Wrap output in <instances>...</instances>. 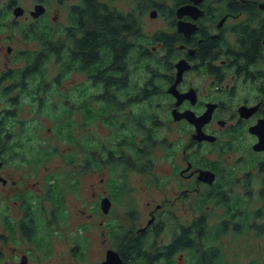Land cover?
Returning <instances> with one entry per match:
<instances>
[{
    "label": "flooded vegetation",
    "instance_id": "flooded-vegetation-1",
    "mask_svg": "<svg viewBox=\"0 0 264 264\" xmlns=\"http://www.w3.org/2000/svg\"><path fill=\"white\" fill-rule=\"evenodd\" d=\"M50 1L54 0H32L29 7L22 0H4L6 10L0 11L3 24L17 30L0 34V51L6 50L7 61L30 49L16 55V42L31 41L38 47L32 57L25 58L29 62L21 69L20 77L13 75L15 70L11 66L0 65V264H39L43 260L54 263L61 258L60 249L55 256L53 253L63 236L68 245L62 258L67 263L76 254V238L70 230L75 223L72 224L66 198L73 196L79 175L91 170L92 152L86 149L85 159L79 164L75 157L52 161L53 166L46 164L50 160L30 159L27 118L10 106L20 103L29 91V66L35 71L43 60L44 34L38 23L48 13ZM55 1L63 5L68 0ZM80 2L69 5L70 17L74 15L72 9L75 11L84 0ZM133 4L127 28L138 32L128 31L131 41L127 71L122 64V52L107 61L101 79H95L96 73L90 68L84 69L93 83H101L100 99L112 105V109L117 108V124L130 128L134 153L131 167L144 173L149 171L154 146L161 138L164 145H170L168 137L159 133L165 118L154 109L167 108L172 123L190 125L189 141L184 140L181 161L174 165V174L181 179L176 203L185 198L196 199L192 206L182 202L181 209L197 211L194 214L200 216V233L209 231L206 246L218 249L216 244L224 234L238 235L253 226L262 230L264 202L253 212L250 208L253 200H264V0H133ZM37 5H44L46 10L35 15ZM148 11L150 17L164 16L166 25L151 33L144 32L139 16ZM76 19L75 15L73 35L79 37L82 30L75 29ZM145 37L151 42L146 43ZM59 43L58 40L56 44ZM67 44L75 47L74 41ZM140 56L151 62L147 64L144 84L133 79ZM182 60L186 68L176 83L178 62ZM65 64L71 68L69 63ZM72 67L83 71L78 65ZM198 77L200 80H196ZM48 87L38 85L35 92L43 94ZM85 97L89 98L88 94ZM42 98L40 95L39 99ZM144 102H150L147 112L144 107L140 110ZM87 122L86 117L85 132ZM122 140L119 145L124 149V135ZM81 142L77 140L78 147H82ZM123 149L121 156L125 157ZM175 155L172 146L166 156L173 160ZM66 179L70 181L64 188ZM104 197L111 200L110 209L113 201L109 195L100 200L102 211L108 213L110 209L105 212L101 205ZM150 213L145 225L128 229L129 236L157 231L153 230L157 223L155 212L151 209ZM196 218L179 224L176 231ZM261 218L263 221L258 223ZM125 234L107 246L99 264L110 249L117 251L125 264ZM44 246L48 252H38Z\"/></svg>",
    "mask_w": 264,
    "mask_h": 264
},
{
    "label": "rangeland",
    "instance_id": "rangeland-1",
    "mask_svg": "<svg viewBox=\"0 0 264 264\" xmlns=\"http://www.w3.org/2000/svg\"><path fill=\"white\" fill-rule=\"evenodd\" d=\"M22 1L32 7V0ZM80 1L68 0L63 5H59L55 0L49 2L48 13L38 25L49 31L52 30L54 43L58 40L59 45L67 43L68 27L73 26L75 18V15L71 17L68 15L69 5L81 4ZM101 1L125 15L132 12L134 7L133 0ZM3 2L4 0H0V11L5 12L6 6L2 4ZM139 17L144 32L151 33L166 25L165 17L161 14L154 18L149 16L148 11ZM3 23L0 17V34L17 31ZM60 37H64V40ZM144 41L150 43L151 39L145 37ZM55 45L54 53L48 50L49 54L42 55L43 60L35 71L31 70L33 66H29L30 75L26 77L29 91L20 103L15 102L10 106L27 118V146L30 159L50 160L46 164L53 166L52 161L55 163L75 157L79 164L80 160L85 159L88 149L92 152V166L87 174L79 175L73 196L66 198L72 224L75 223V227L70 230L76 238V254L72 255L67 263L62 258L67 252L68 245V241L63 236L59 244L54 247L55 253H53L55 256L57 249H60L61 258L54 263L44 260L38 263L99 264L107 246L114 244L122 234L127 233L129 228L135 230L147 223L152 215L151 209L155 212L157 222L153 230H159V233L157 235V231L152 230L153 232L144 238L149 237V241H157L159 244L168 243L179 224L190 223L192 219L198 217L194 214L195 212L197 214V211L181 209L183 207L181 203L184 201L192 206V203L196 202L194 197L176 203L181 179L174 174V165L177 164V160L181 161L182 144L184 140L189 141L190 125L172 123L167 108L162 110L154 107L161 113V117L165 118L164 126L159 133L168 137L167 143L170 142V145H164L161 138L156 144L158 146L155 145L152 149L151 169L145 173L136 170L130 165L133 162L131 157L134 156L130 128L123 129L119 126L114 117L117 108L112 109V105L100 99L102 97L100 93L103 91L101 83H93L84 70L67 67L64 63L65 55L61 56L57 52L59 45ZM14 47L16 55L18 51L30 48L22 56H11L9 58L11 61L6 59V50L0 51V65L7 64L14 68L13 75L17 78L20 77L21 69L29 62H26L25 58L32 57L38 47L31 41L16 42ZM134 55L136 56L137 53ZM138 63L139 67L133 79L140 80L144 84L147 64L151 62L149 59H142ZM196 80H200V77ZM76 81L82 83L76 84ZM38 85L49 87L45 88L43 94V91L36 93ZM80 91H84L85 94L82 92L78 94L77 92ZM87 94L89 98L85 97ZM40 95L42 99H39ZM142 104L140 110L144 107L147 112L150 109V102ZM86 117L88 127L85 132L83 126ZM68 131L70 134H67ZM143 133L142 131L140 139L143 138ZM122 135L125 137L124 149L119 145V142L123 141ZM77 140L83 141L82 147L77 146ZM172 146L176 149V157L173 160L166 156L167 151L172 150ZM121 149L124 150L125 157L121 156L123 153ZM69 181L70 179H66L63 182L64 188ZM103 195H109L113 201L108 213H104L99 204ZM197 202L200 205V201ZM263 202L264 200L260 199L253 200L250 210L253 212ZM158 204H162L161 208H157ZM262 221L263 218L259 219L258 223ZM218 240L220 242L216 245L219 250V264H264V227L258 230L253 226L242 233L239 232L238 235L231 232L220 236ZM48 250L46 246L38 248L40 253H47ZM174 264H198V262L193 252L183 250L175 255Z\"/></svg>",
    "mask_w": 264,
    "mask_h": 264
},
{
    "label": "trees",
    "instance_id": "trees-1",
    "mask_svg": "<svg viewBox=\"0 0 264 264\" xmlns=\"http://www.w3.org/2000/svg\"><path fill=\"white\" fill-rule=\"evenodd\" d=\"M72 14L76 15V20H78L75 29H81L82 32L77 37L75 34L73 35V26L69 27L67 42L74 41L75 47H68L67 43L59 45L58 53L61 56L65 55L64 63H69L68 65L71 67L78 65L83 70L90 68L92 72L96 73L93 77L101 79L106 70L107 61L111 60L117 53L122 52V64H124L126 72L129 66L128 51L131 41L128 31L138 32L127 28L129 17H132L131 14L125 15L123 12H118L106 3H99L97 0H84L81 6H76L75 11L72 9ZM29 31L32 32L33 30L30 29ZM39 31L44 34L45 53L53 52L56 42L54 43L52 40V30L43 28ZM60 39L64 40V37H60ZM63 47H65L64 50ZM140 57L142 60V56ZM115 60L116 58H114ZM203 234L204 238H200ZM208 234L209 231L200 233V216L192 224L184 225L179 231H175L171 240L166 244H159L157 241L151 242L149 237L144 238L145 234V236L131 237L129 233H126L124 239L126 243L122 248L124 262L125 264H174L176 253L189 250L194 253L198 264H219L218 249L206 246L208 242L205 243V241ZM203 246L206 247L203 249Z\"/></svg>",
    "mask_w": 264,
    "mask_h": 264
},
{
    "label": "water",
    "instance_id": "water-1",
    "mask_svg": "<svg viewBox=\"0 0 264 264\" xmlns=\"http://www.w3.org/2000/svg\"><path fill=\"white\" fill-rule=\"evenodd\" d=\"M184 8H186V7L185 6L184 7H180L179 8V13L182 12V10H184ZM45 10H46V8H45L44 5H37L36 10L33 13L35 15H39L40 13L44 12ZM155 14H156V11L153 10L152 11V15H155ZM178 66H179V71H178V77H177L176 83L179 80H181V76H182L183 70L186 68L185 65H183V60H182V62L181 61L178 62ZM176 83L173 85V87L174 86L176 87ZM173 87H172V90H173ZM101 205H102L103 210L105 212H108L109 209H110V206H111V200L108 197H104L102 199ZM151 222L152 221H150V223ZM101 264H122V258L118 254L117 251H115L113 249H110V250H108L106 259L103 260L101 262Z\"/></svg>",
    "mask_w": 264,
    "mask_h": 264
}]
</instances>
